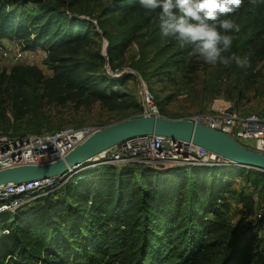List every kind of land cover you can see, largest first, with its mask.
Masks as SVG:
<instances>
[{"label":"trees","instance_id":"1","mask_svg":"<svg viewBox=\"0 0 264 264\" xmlns=\"http://www.w3.org/2000/svg\"><path fill=\"white\" fill-rule=\"evenodd\" d=\"M229 18L240 31L229 33L235 38L225 55L235 53L245 65L223 66L257 77L264 72V0H244ZM0 38L44 50L53 72L46 79L34 66L0 71V133L14 136L64 129L96 107L121 114L119 120L134 116L137 104L122 89L131 75L114 79L105 71L107 65L118 70L134 44L147 50L137 68L145 79L186 65L198 73L206 64L190 55V46L162 39L157 13L139 0H0ZM250 88L237 85L230 98H243ZM261 202L264 173L258 171L89 167L56 194L0 217V264H264V238L235 221L253 218ZM257 220L262 229L264 220Z\"/></svg>","mask_w":264,"mask_h":264},{"label":"built area","instance_id":"2","mask_svg":"<svg viewBox=\"0 0 264 264\" xmlns=\"http://www.w3.org/2000/svg\"><path fill=\"white\" fill-rule=\"evenodd\" d=\"M0 38V58L20 63L34 48L25 41ZM125 74V73H124ZM117 78L118 75H112ZM123 74L118 77L122 78ZM143 115L160 116L155 99L148 91L144 93ZM214 131L223 133L253 152L264 154V116L242 113L236 104L216 108L204 115L188 118ZM97 130L93 127L64 128L46 135L12 134L0 137V171L20 166H39L64 159L83 144ZM141 163L156 172L174 167L224 166L226 161L192 143L157 136H145L126 141L98 156L91 164L96 166H124ZM88 164L79 166L69 176L39 179L0 188V217L16 214L26 204L49 197L61 190ZM256 218L264 220V202L258 203Z\"/></svg>","mask_w":264,"mask_h":264},{"label":"rangeland","instance_id":"3","mask_svg":"<svg viewBox=\"0 0 264 264\" xmlns=\"http://www.w3.org/2000/svg\"><path fill=\"white\" fill-rule=\"evenodd\" d=\"M46 1L53 2L54 0ZM84 17L97 24V22L90 17ZM3 41L6 40L3 39ZM103 41L105 44L108 43L107 39ZM145 53H147L146 49L138 44H134L125 53L124 58L119 60L122 65L118 70L113 71L114 69L110 65L105 67V71H108V74L111 76L118 75L119 77L120 74H123L124 77L125 75H131L122 89H124V91L127 92L126 94L129 95V98L137 104L136 109L132 110V112L136 113L134 116L119 120L121 114L108 113L103 111L102 108L96 107L91 112H84L81 115L72 117L70 119V124L66 125L65 128H76L74 125L79 123L80 125L83 124L82 127H93L99 130L100 125H105L104 127H107L139 117L141 116L140 114L144 106L145 91H148L156 98L155 105L158 107L160 115L167 119H188L193 116L204 115L216 108L229 107L232 104H236L242 113H256L264 116V89L261 88V86L264 87V72H261L257 77L247 79L234 68L229 70L226 66L217 63L216 65L204 64L202 70L198 73L188 72L186 70V65L180 70H171L169 72H164L160 76H151L145 79L143 73L137 70V68L141 67L139 62L142 60ZM103 54L108 57L107 49ZM154 58L155 56L151 55L148 57V61ZM46 59L47 54L45 51L36 48L28 53L18 64H13L8 59L0 58V71H10L14 66H34L43 71L46 79H50L53 77V72L45 65ZM157 64H162V62L159 61ZM187 64H189V60ZM189 65L195 66L194 63ZM206 67L207 70H204ZM149 68H151V65ZM261 68L262 66H260L258 70ZM118 77L114 79H121ZM237 85L241 87L251 86V88L245 91L243 98H230L232 93H239V90H236ZM122 89L118 87L115 91L120 92ZM61 111L70 113L72 109L65 108ZM108 123L110 124L106 125ZM53 131L56 132V130ZM53 131H44L42 135L53 133ZM9 134L0 133V137ZM165 172L168 171H162L160 173ZM235 221L237 223L240 221L249 231H258L256 233L259 240L264 238V227L262 229L257 228L259 227V223L256 218V213L253 218H242L238 220L235 218Z\"/></svg>","mask_w":264,"mask_h":264},{"label":"water","instance_id":"4","mask_svg":"<svg viewBox=\"0 0 264 264\" xmlns=\"http://www.w3.org/2000/svg\"><path fill=\"white\" fill-rule=\"evenodd\" d=\"M104 51L108 47L105 44ZM106 56V55H105ZM157 136L203 148L223 158L226 167H235L264 173V154L246 149L227 135L214 131L190 119H167L145 116L100 128L64 159L39 166H20L0 171V188L39 179L60 178L76 172L79 166L91 164L101 154L132 139ZM89 166V167H90Z\"/></svg>","mask_w":264,"mask_h":264},{"label":"clouds","instance_id":"5","mask_svg":"<svg viewBox=\"0 0 264 264\" xmlns=\"http://www.w3.org/2000/svg\"><path fill=\"white\" fill-rule=\"evenodd\" d=\"M244 0H139L146 12H156L162 39L171 38L179 47H191L190 55L209 65L235 62L244 67L245 59L230 53L234 36L240 31L231 18Z\"/></svg>","mask_w":264,"mask_h":264}]
</instances>
